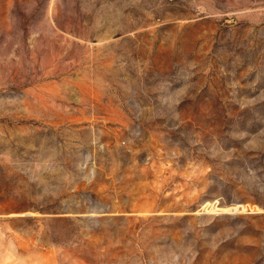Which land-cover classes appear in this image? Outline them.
Returning <instances> with one entry per match:
<instances>
[{
  "label": "rangeland",
  "instance_id": "obj_1",
  "mask_svg": "<svg viewBox=\"0 0 264 264\" xmlns=\"http://www.w3.org/2000/svg\"><path fill=\"white\" fill-rule=\"evenodd\" d=\"M0 264H264V0H0Z\"/></svg>",
  "mask_w": 264,
  "mask_h": 264
}]
</instances>
